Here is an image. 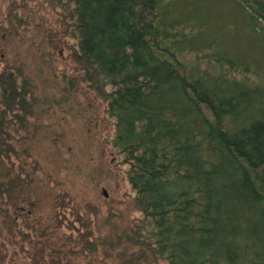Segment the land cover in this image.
Returning <instances> with one entry per match:
<instances>
[{"label": "trees", "instance_id": "obj_1", "mask_svg": "<svg viewBox=\"0 0 264 264\" xmlns=\"http://www.w3.org/2000/svg\"><path fill=\"white\" fill-rule=\"evenodd\" d=\"M43 1L61 13L48 44L67 51L66 93L103 105L138 216L94 236L73 207L80 229L60 235L55 205L52 226L18 233L21 264H264V0ZM22 72L0 70V157L13 109L32 107Z\"/></svg>", "mask_w": 264, "mask_h": 264}, {"label": "rangeland", "instance_id": "obj_2", "mask_svg": "<svg viewBox=\"0 0 264 264\" xmlns=\"http://www.w3.org/2000/svg\"><path fill=\"white\" fill-rule=\"evenodd\" d=\"M60 16L43 0H0V70L4 64L20 66L33 100L28 101L29 114L20 116L21 129L15 132L16 125H7L13 153L0 157V181L14 188L8 210L3 207L6 196L0 199L4 264H21L18 233L31 237L32 228L52 226L55 205L60 235L68 233L71 225L80 229L73 207L88 220L94 236L104 233V219L114 222L138 216L127 204L133 193L124 177L125 167L106 142L111 128L103 122V105L83 88L66 93L72 73L67 51L61 45L53 50L48 44L56 42L50 35L59 31ZM22 185L25 190L17 200L14 194L22 191ZM62 194L69 200L63 209ZM20 206L21 215L13 210ZM27 210L29 215L23 216ZM2 212L8 215L5 223Z\"/></svg>", "mask_w": 264, "mask_h": 264}, {"label": "flooded vegetation", "instance_id": "obj_3", "mask_svg": "<svg viewBox=\"0 0 264 264\" xmlns=\"http://www.w3.org/2000/svg\"><path fill=\"white\" fill-rule=\"evenodd\" d=\"M27 100H28V98H27ZM29 105V104H28ZM2 111V108H1V110H0V112ZM23 113H21V112H19V111H17L16 110V108L15 109H13V116L12 117H20V116H23L24 117V115H22ZM6 118H8V117H6ZM9 118H11V117H9ZM16 119V118H15ZM15 119H13L11 122H15ZM22 122V121H21ZM21 126H22V123H21ZM16 129H18V127L16 126ZM24 186L22 185L21 186V188L20 189H22V191L20 192V191H17V192H15V196L17 197L16 199L18 200L19 199V197L22 195V192H23V190H25L24 188H23ZM14 189V188H13ZM19 189V190H20ZM0 193H1V195L3 196V195H5V193H3V187L2 186H0ZM17 194V195H16ZM23 199V198H22ZM8 201H9V204H7L6 206L9 208L10 206V201H11V199H8ZM24 201H26V200H21V203H24ZM12 205V204H11ZM13 207V206H12ZM31 207H33V203L31 204ZM14 212L15 213H17V214H22L23 213V208L20 206V207H15L14 209ZM26 214H23V216H28L29 215V211L27 210L26 212H25ZM20 214V215H21Z\"/></svg>", "mask_w": 264, "mask_h": 264}, {"label": "water", "instance_id": "obj_4", "mask_svg": "<svg viewBox=\"0 0 264 264\" xmlns=\"http://www.w3.org/2000/svg\"><path fill=\"white\" fill-rule=\"evenodd\" d=\"M101 192H102V196L105 198V192L103 190Z\"/></svg>", "mask_w": 264, "mask_h": 264}]
</instances>
